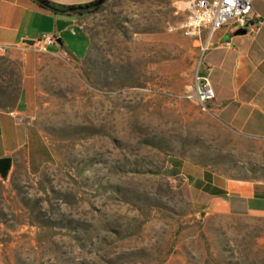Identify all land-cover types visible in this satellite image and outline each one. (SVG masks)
<instances>
[{"label": "rangeland", "instance_id": "obj_1", "mask_svg": "<svg viewBox=\"0 0 264 264\" xmlns=\"http://www.w3.org/2000/svg\"><path fill=\"white\" fill-rule=\"evenodd\" d=\"M186 1L108 0L84 55L40 48L30 75L0 55V264H264V214L205 192L264 183V139L187 99L202 53L168 32Z\"/></svg>", "mask_w": 264, "mask_h": 264}, {"label": "crops", "instance_id": "obj_2", "mask_svg": "<svg viewBox=\"0 0 264 264\" xmlns=\"http://www.w3.org/2000/svg\"><path fill=\"white\" fill-rule=\"evenodd\" d=\"M48 1L76 7L98 0ZM84 17L54 15L32 0H0V49L9 56L23 54L28 73L31 63L27 59L42 47L40 41L46 35L55 40L45 49L48 54L67 52L82 56L90 45V37L81 25ZM26 41L36 44L29 46ZM206 41L209 49L203 55L201 74L209 77L215 95L210 112L236 134L264 139V0H253L251 20L245 30L230 25L212 36L204 33L202 42ZM24 107L26 109V103L20 100L15 113L23 114ZM13 117L14 114L0 112V139L4 140L6 133L11 134L8 145L12 143L13 127L16 126ZM3 142L7 144V141ZM207 195L212 200L218 199ZM225 196L230 213L264 214V183H230Z\"/></svg>", "mask_w": 264, "mask_h": 264}, {"label": "built area", "instance_id": "obj_3", "mask_svg": "<svg viewBox=\"0 0 264 264\" xmlns=\"http://www.w3.org/2000/svg\"><path fill=\"white\" fill-rule=\"evenodd\" d=\"M252 2L253 0H187L183 8V19L175 25H168V32L200 42L202 61L203 55L209 49V42H202L203 34L212 36L230 25L245 30L251 20ZM54 42V37L44 36L40 41L41 50L52 46ZM5 52L4 49H0V54ZM214 98L209 77L198 72L187 99L195 101L204 112H208Z\"/></svg>", "mask_w": 264, "mask_h": 264}, {"label": "trees", "instance_id": "obj_4", "mask_svg": "<svg viewBox=\"0 0 264 264\" xmlns=\"http://www.w3.org/2000/svg\"><path fill=\"white\" fill-rule=\"evenodd\" d=\"M35 4H37L40 8L45 9L53 13L54 15H60V16H86V15H92L100 11L102 6L108 1L106 0L102 5L98 6L97 2L83 5V6H74V7H65L56 5L54 3L49 2L48 0H32ZM205 192L209 193L212 196L216 197H222L225 196L226 193L224 191L216 188L207 186L205 188Z\"/></svg>", "mask_w": 264, "mask_h": 264}, {"label": "water", "instance_id": "obj_5", "mask_svg": "<svg viewBox=\"0 0 264 264\" xmlns=\"http://www.w3.org/2000/svg\"><path fill=\"white\" fill-rule=\"evenodd\" d=\"M106 0H98L97 5L100 6L102 5ZM244 32V31H242ZM26 44L29 46H34L36 43L35 42H31V41H26ZM12 166V159L10 158H4V159H0V175L2 178H6L10 169ZM225 198H227L225 196Z\"/></svg>", "mask_w": 264, "mask_h": 264}]
</instances>
